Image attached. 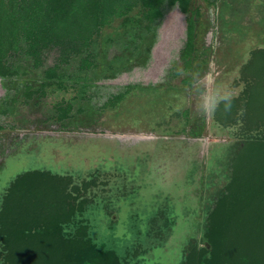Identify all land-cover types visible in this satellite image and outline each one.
Here are the masks:
<instances>
[{"label": "rangeland", "instance_id": "374dc122", "mask_svg": "<svg viewBox=\"0 0 264 264\" xmlns=\"http://www.w3.org/2000/svg\"><path fill=\"white\" fill-rule=\"evenodd\" d=\"M195 4L200 7L199 44L206 58L197 74L201 85L230 90L242 106L247 85L246 91L255 87L247 74L249 65L259 50L264 51V0ZM185 18L178 8H167L146 66L138 65L145 62L151 37L135 51V42L115 29H104L91 46L101 53L102 63L93 76H85L93 93L91 103L103 107L131 84L161 83L178 59ZM58 58V49L51 47L43 51L38 69L30 68L27 58L9 61L17 67L16 79L36 85L42 81V70L58 64ZM76 62L72 57L61 72H75ZM108 67L125 71L112 79H95ZM183 77L131 91L115 108L96 112L89 101L81 103L86 111L68 121L65 130L46 120L56 92L41 102L19 101L10 113H0V203L18 175L49 171L68 178L67 190L87 188L85 196L92 198L83 216L88 235L96 246L116 253L115 264H184L191 246L208 244L207 215L234 168L230 158L235 147H246L263 131L264 122L249 124L233 115L223 120L225 116L217 114L221 106L205 114ZM10 86L11 81L7 80V89L0 79V111L5 109L6 91H14Z\"/></svg>", "mask_w": 264, "mask_h": 264}, {"label": "trees", "instance_id": "16d2710c", "mask_svg": "<svg viewBox=\"0 0 264 264\" xmlns=\"http://www.w3.org/2000/svg\"><path fill=\"white\" fill-rule=\"evenodd\" d=\"M167 8H178L185 14L186 31L178 59L165 79L155 85L125 86L103 107L91 103L93 93L88 91L90 84L85 76H93L102 63L101 53L91 50L102 31L115 29L135 42V51L151 37L145 62L138 65L146 66ZM199 16L195 0H0V79L5 87L7 80L11 81L10 88L14 89L6 91L2 100L5 109L0 113H10L19 101L20 105L33 99L41 102L56 92L52 113L46 120L65 130L68 121L86 111L81 103L89 101L90 109L96 112L115 108L131 91L157 87L180 76L181 71L183 82L190 86L193 76L206 64L205 49L199 44ZM51 47L58 49V64L42 70V81L35 85L16 79L17 67L10 59L27 58L29 67L38 69L43 51ZM72 57L77 59L75 72H61ZM123 71L108 67L94 78L112 79ZM247 74L252 77L253 91H246L247 85L244 105L234 99L228 114L221 105L217 114L225 116L223 120L233 115L249 124L260 119L264 122V51L254 55ZM80 79L85 81L77 84ZM184 117L188 118L187 112ZM247 144L235 147L230 158L234 168L207 215L204 238L210 248L208 244L191 246L184 264H264V129ZM68 183V178L39 170L26 171L11 182L0 203V264L116 263V253L96 246L88 235L83 216L92 198L85 196L87 188L67 190Z\"/></svg>", "mask_w": 264, "mask_h": 264}, {"label": "clouds", "instance_id": "9594fccd", "mask_svg": "<svg viewBox=\"0 0 264 264\" xmlns=\"http://www.w3.org/2000/svg\"><path fill=\"white\" fill-rule=\"evenodd\" d=\"M184 75V72H180ZM191 91L199 98L198 107L205 114L215 113L221 105L225 114L231 112L233 99L235 98L230 90H226L219 85L213 86L211 90L201 85L197 75H194L191 82ZM243 114V109L240 110Z\"/></svg>", "mask_w": 264, "mask_h": 264}]
</instances>
